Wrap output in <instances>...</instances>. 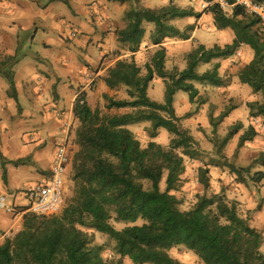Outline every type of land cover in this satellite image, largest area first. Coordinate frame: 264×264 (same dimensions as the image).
I'll return each mask as SVG.
<instances>
[{"label": "trees", "instance_id": "16d2710c", "mask_svg": "<svg viewBox=\"0 0 264 264\" xmlns=\"http://www.w3.org/2000/svg\"><path fill=\"white\" fill-rule=\"evenodd\" d=\"M169 1L171 6L167 8H135L124 13L125 29L116 35L119 53L131 57L107 70L102 80L111 91L125 90L127 94L123 100L105 95L106 110L130 112L109 116L100 109L93 111L85 93L77 97L73 109L79 122L75 139L79 151L72 164L77 183L75 196L57 216L26 214L17 236L0 244V264H183L170 255L176 248L193 253L200 264H264L263 232L240 217L236 203L227 201L224 192L204 196L190 211H183L175 197L183 189L185 158L194 161L200 154L198 142L180 125L183 118L175 109L176 96L186 94L194 105L200 97L198 86L229 88L232 81L222 75V62L205 72L200 68L232 59L248 47L254 56L238 79L253 96H261L260 102L248 103L247 107L251 117L261 119L264 128V29L244 9L223 11L219 0H207L211 6L206 12L213 19L214 30L231 31L234 40L212 48L200 44L188 54L183 69L169 71L167 42H189L196 31V26L183 31L174 23L195 18L199 21L204 16L177 8L175 3L180 0ZM224 1L234 5L236 0ZM148 27L153 29L149 38L157 51L141 67L136 56L142 51ZM15 60L9 58L0 64V77L10 84L9 95L17 100ZM104 69L100 66L98 71ZM156 80H162L166 87L163 103L149 97ZM241 107L242 102L232 99L218 116V107H209L210 142L221 162L226 160V150L238 135L241 134L234 158L260 136L255 127H245L241 122L220 136V128ZM143 121L151 123V142L145 151L130 130ZM162 131L175 136L169 148L156 143ZM227 166L241 184L246 183L244 176L251 174L252 168L236 169L229 163ZM210 172L208 165L200 169L198 183L205 192L211 188ZM3 178L6 180V172ZM252 180L262 182L264 173L256 172ZM113 222L126 228L117 230ZM95 233L115 244L117 258L106 261L102 257L103 249L95 243Z\"/></svg>", "mask_w": 264, "mask_h": 264}, {"label": "rangeland", "instance_id": "374dc122", "mask_svg": "<svg viewBox=\"0 0 264 264\" xmlns=\"http://www.w3.org/2000/svg\"><path fill=\"white\" fill-rule=\"evenodd\" d=\"M65 1L68 3H64ZM65 1L62 0L56 3L50 0H38L36 2L29 1V3H25L24 5L27 6L25 10H28V13L32 16L37 17L36 22L39 25L38 28H40L39 35L36 37V31H33L31 36H29V34L23 32L26 31L24 30V27L20 26L18 31L24 33L26 39L20 43V47H17L14 38L10 37L9 32L5 33L2 26H0V44L2 46L5 41L7 46L9 45L17 50L19 57L18 60L30 63L34 73L31 78L32 82H35L36 77H41L43 75L42 72L49 69L47 65L44 66L39 62L40 58L38 57L41 56L51 60L54 65L63 67V70L57 71L60 78V89L69 85V81H71L74 88L77 89V84L79 86L81 83L82 72L87 71V74L88 72L96 73L101 65L100 57L108 53L110 49V46L106 44L105 34L99 32L95 36L90 37L84 34L85 31L83 30L81 23L82 21L92 22L89 11L93 5L99 2H103L109 7L112 5L110 6L106 0ZM121 6H125L122 11L125 9V12H128L135 8L158 10L170 7L171 3L169 0H127V3L122 4ZM175 6L180 9L192 10L197 14L203 13L204 16L200 23L201 26L196 32V37L199 40L197 43L193 42L192 44L185 45L183 42H167V69L169 71L183 69L188 54L200 44L207 48H212L215 45L224 46L230 44L234 40V34L231 31L219 33L214 30L213 19L211 15L206 12L209 6H211L207 0H180L175 3ZM114 14L117 17V13ZM195 20L187 19L178 21L174 25L185 31L188 27L185 24L190 23L195 25ZM117 23H119V21H115L114 24ZM44 27H46L48 31ZM152 30L151 27H148V35L142 47V53L138 56V63L141 67L150 62L154 52L157 51L153 48L152 41L149 38ZM90 40H93V42H90ZM44 44L50 45L51 49H45ZM147 49L151 50L147 51ZM252 56H254V54L249 48H242L237 53L236 57L218 61L222 62L220 67L225 80L232 81L229 88L215 89L198 86L197 88L200 90V97L196 100L194 105L190 104L189 98L186 94L180 93L176 96L175 109L178 117L183 118L180 125L185 130L189 131L198 142L200 154L194 161L185 158L186 174L183 177V189L181 192L176 193L175 197L180 202V208L183 211H190L204 196L211 197L224 192L227 201L236 203L240 217L247 219L253 228L259 229L264 235V180L259 183L252 180L256 172L264 173V128L261 119L251 117L250 109L247 107L248 103L254 104L260 102L261 96H253L251 90L242 85L238 79L242 69L252 60ZM216 64L217 62L215 61L210 66L201 67L200 71L205 72L209 69H213L216 67ZM94 84L90 87L91 89L95 88ZM165 88L164 82L162 80H157L149 92L150 99L154 102L163 103ZM115 93H118V95L114 96L116 99L123 100L127 98L125 90ZM71 94L73 95L74 93ZM232 99H238L242 102V107L220 128V136L224 137L228 132V128L239 122L243 123L245 127H255L260 136L252 144L247 145L242 149L238 153L237 158H234L241 134L238 135L226 150V160L221 162L215 156L213 145L210 142L212 127L207 117L211 105L218 107V112L216 114L218 116ZM42 101L47 103L46 100ZM98 109L109 116L115 115L113 112L106 110V103L103 108L102 106H99ZM23 112L24 110L21 112L19 108V116L23 115ZM50 113L52 114V112L45 111L43 117L52 118ZM78 128L79 122L75 120V123L71 124V133L72 136H75V139ZM131 128L135 137L141 142L142 149L145 151L147 145L151 142L148 130H144V126H142L140 131L135 126ZM9 131L11 134L8 136L7 132L9 133ZM0 135L1 137H5V139H12L13 141L18 142L23 148L26 147V143L27 146H33L34 142L32 141L38 138V132L36 130L18 133L15 128L1 129ZM49 137L51 139V134ZM75 139L73 138L74 157L79 150ZM173 139H175V136L166 131H162L161 136L156 140V143L164 148H169ZM228 163L236 169L252 168L251 174L244 176L246 181L245 184H241L236 174L231 173V170L227 166ZM217 164L221 167H216L215 165ZM207 165L211 171V188L208 192H205L203 187L199 185L198 180L201 167ZM33 180L34 179L28 177L24 182L22 189L24 190L28 183ZM76 189L77 183L73 179V172H71L64 192L63 208L71 203L75 196ZM161 189L163 192L166 191V177L161 185ZM12 199H8L9 206L12 204ZM16 211L18 213V209H16ZM112 224L117 230H123L126 228L123 224H116L114 222ZM142 224L143 223H139L138 225ZM21 230H13L8 233V236L4 239L0 238V244H3L9 239H13ZM89 233L93 234L91 231H89ZM95 243L103 249L102 257L106 261L112 260L116 257L114 251L115 244L106 236L95 233ZM261 251L264 254V244ZM170 255L183 264H200L198 258L185 248L173 249L170 251ZM126 264L131 263L127 261Z\"/></svg>", "mask_w": 264, "mask_h": 264}, {"label": "crops", "instance_id": "0c3cea01", "mask_svg": "<svg viewBox=\"0 0 264 264\" xmlns=\"http://www.w3.org/2000/svg\"><path fill=\"white\" fill-rule=\"evenodd\" d=\"M29 1L36 2L38 0H0V26H2L5 33L9 32L10 37L14 38L17 47H20V43L26 39V35L18 31L20 26L24 27L26 31L23 32L29 34V36H31L33 31H36V37L40 33V28H38L39 25L36 22L37 17L32 16L28 13V10H25L27 6L24 4L29 3ZM50 1L56 3L60 2L56 0ZM106 1L112 6H106L103 2L93 5L89 11L92 22L82 21L81 23L85 31L84 34L90 37L95 36L99 32L105 34L106 44L110 46L108 53L100 57V66H105V69L101 72L97 71L96 73L88 72L87 74V71L82 72L81 83L79 86L77 84V89L74 88L71 81H69V85H66L65 88L60 89V78L57 71L63 70V67L59 65L56 66L51 60L41 56L38 57L40 58L39 62L44 66L47 65L49 69L42 72L43 75L41 77H36L35 82H32L31 78L34 73L30 63L18 60L17 50L9 45L7 46L5 41L2 46L0 44V64L9 58L18 60H15V66L13 67L17 100L9 95L11 89L10 84L4 78L0 77V131L1 129L15 128L18 133L34 130L38 132V138L32 141L34 145L27 146L26 143L25 148L18 142L12 139H5V137H1L0 135V191H2L8 199L13 198L11 206L18 209L17 217L0 211V238L2 239L8 236L7 234L11 231L22 229L24 216L28 214V202L26 200L27 191L34 186L45 184L49 180L50 171L54 163L57 142L61 136H64L67 128L70 127L72 123H75L73 109L77 97L85 93L87 96V105L95 111L99 106H102V108L105 106V95L113 98L118 95V93H115L116 91H111L102 79L107 70L112 68L116 63L121 60L130 59L131 57L125 53L120 54V46L116 35L117 31L125 29V9L122 11L125 6H121L122 4L110 0ZM64 3L68 2L65 1ZM98 12L103 14V19L97 16L96 13ZM114 13H117V17ZM202 19L199 21L194 19L196 21L195 25L190 23L185 24L188 27L196 26V31L192 35V40L183 42V44L188 45L192 44V41L195 43L199 41L196 37V32L201 26L200 23ZM115 21H119V23L114 24ZM44 28L47 29L46 27ZM90 42H93V40H90ZM44 48L51 49L48 44H44ZM149 50L151 49H147V51ZM139 55L140 54L136 56L137 62ZM216 62L218 63V61ZM91 79L93 84L95 83V88L93 89L88 87ZM71 93L74 94L72 95ZM42 100H46L47 103ZM19 108L21 112L24 110L21 116H19ZM45 111L52 112L53 115L50 114L54 119L43 117ZM111 112L115 115H125L130 111ZM142 126H144V130H148L151 127V123L149 121H143L135 127L140 131ZM131 129L132 128H130V130ZM10 134V131L9 133L7 132L8 136ZM50 134L51 139L49 137ZM73 138L75 139V136H72V139ZM71 168L72 165L66 177L65 189L69 174L72 172ZM5 172L7 174L6 180L3 178ZM28 177L34 180L29 182L27 187L23 190L22 186Z\"/></svg>", "mask_w": 264, "mask_h": 264}, {"label": "built area", "instance_id": "2783aa9c", "mask_svg": "<svg viewBox=\"0 0 264 264\" xmlns=\"http://www.w3.org/2000/svg\"><path fill=\"white\" fill-rule=\"evenodd\" d=\"M218 4L223 11H229L235 7L244 9L246 14L255 17L264 29V0L261 2L258 0H236L234 5H229L223 0ZM96 14L103 19L101 12ZM92 85L91 79L88 87ZM71 134L70 126L57 142L54 163L47 183L34 186L27 191L28 213L39 217H53L61 214L64 206L66 177L74 157V140ZM0 211L14 217L18 216L16 209L8 205L7 196L2 191H0Z\"/></svg>", "mask_w": 264, "mask_h": 264}]
</instances>
